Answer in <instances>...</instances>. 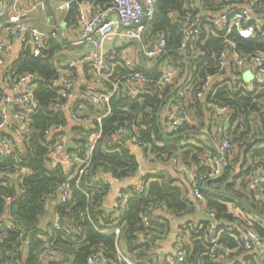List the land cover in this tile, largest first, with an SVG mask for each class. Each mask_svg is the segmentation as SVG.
I'll list each match as a JSON object with an SVG mask.
<instances>
[{
	"label": "trees",
	"instance_id": "trees-1",
	"mask_svg": "<svg viewBox=\"0 0 264 264\" xmlns=\"http://www.w3.org/2000/svg\"><path fill=\"white\" fill-rule=\"evenodd\" d=\"M197 1L199 7L191 6L190 0L155 1L153 19L140 41L141 45L152 47L163 38L166 42L165 52H180L185 15L191 13L200 16L201 11L210 13V17L200 18L199 40L195 45L186 47V55L169 54L160 63L159 66H162L167 62L172 68V83L161 90L145 88L134 98L123 95L120 84V89L111 95L103 110H96L88 101L78 98L73 107L75 111L70 108V112L86 117L108 113L100 123L94 122L91 127L70 125L63 111L53 109L54 103H64V99L58 95L59 89L52 87L57 76L58 58L68 50L62 39L51 36L38 57H34L29 47L24 46L18 59L3 71L2 84L8 87L17 84L26 75L36 77L31 85L38 108L30 117V131L23 136L14 156L0 157V264H87V259L96 253H101L112 264H127L118 258L119 243L125 245L132 264H165L164 260L160 261V257L149 250L152 246L150 237L166 240L175 229L171 219H184L196 211L192 202L186 199L189 183L176 178L174 175L178 174L168 164L175 161L186 169L199 168L203 155L212 151L211 130L218 116L204 107L197 93L207 76L214 79L224 75L225 70L219 72V61L228 48L245 60L256 54L264 55V23L259 26L261 32L256 31L249 39L239 38L234 33L227 35L209 24L213 16L220 12H231L244 4L249 6L250 0ZM253 1H256L254 10L261 14L259 8L264 5V0ZM89 2L92 12L113 4V0ZM70 23L75 25V18ZM249 23L256 26L252 20ZM204 24L215 32L214 35L203 32ZM119 56L117 53L115 59L111 56L108 58L113 69L110 77L112 81L127 74ZM136 65L146 78L158 80L162 75L159 66L147 72L138 61ZM70 71L75 74L74 69ZM106 89L109 93L111 86L106 84ZM186 92L192 97L187 105L184 104ZM2 97L4 93L0 90V100ZM176 98L182 100L183 109L189 114L191 122L176 131H168L161 120L170 99ZM204 99L228 107L227 129H223L221 139L227 137L231 145L236 147L237 154L239 151L251 153L253 160L250 165L244 163L234 169H225L219 179L200 183L206 209L218 221L231 224L237 221L242 224L229 210L230 202L232 205L237 204L235 207L243 213L264 219V201L247 205L245 199L249 197L243 191L246 184L244 179L249 180L257 167H264V148L260 147L264 143V90L250 93L237 78L220 84L213 82L205 92ZM220 118L225 120L224 116ZM60 127L65 128L66 132H58ZM119 128L128 129L136 139L149 146L152 162L167 164L169 168L164 170L165 173L143 177L142 192H136L134 184L129 185L127 189L131 194L126 207L116 214L115 209L113 213H106L103 207L109 195V185L105 180L114 179L125 183L138 174L141 166L130 145L121 140L112 142ZM98 130L101 136L93 147L89 165L82 176L72 178V175H66L63 166L50 164V155L63 134L75 145V150L70 151V154L84 160L88 153L89 138ZM204 134L207 137L202 140ZM3 135L0 132V136ZM237 154L236 165L240 156L238 154L237 159ZM20 169H24L25 173H19ZM239 180L242 182L239 184L242 192L236 189ZM63 183H67L70 188V196L65 203L54 197L55 190ZM120 189L123 190V187ZM239 203L243 205L240 207ZM148 207H153L155 214L147 213ZM158 209L162 213L159 217L156 214ZM145 215L149 217L147 227L142 221ZM58 220L66 225L58 226ZM209 227L210 224L201 222L195 226L186 224L185 229L180 228L182 234L189 230L188 234L195 246L193 251H189V246L181 239L179 243L185 249L182 264H195L202 252L206 255L202 258L204 264H212L207 256ZM116 228L119 229L118 235L112 232ZM251 228L264 236V230L256 223H252ZM224 229L215 227L216 236L222 230L218 245L229 250H241L235 239L238 233ZM236 229L233 226V230ZM140 236L144 237L143 241L139 240ZM46 248L55 253V257L40 260L39 255Z\"/></svg>",
	"mask_w": 264,
	"mask_h": 264
},
{
	"label": "built area",
	"instance_id": "built-area-1",
	"mask_svg": "<svg viewBox=\"0 0 264 264\" xmlns=\"http://www.w3.org/2000/svg\"><path fill=\"white\" fill-rule=\"evenodd\" d=\"M157 0H113V4L105 9L97 10L86 17L85 15L76 12L75 15V27L78 31V39L81 43L89 45L93 48V51L87 53L80 61L75 64H83L89 69L86 83L81 88V96L83 99L92 104L96 109L103 110L107 107L111 95L120 89V84L123 87L122 94L130 98H134L137 94L142 92L145 88H153L155 90H161L167 85L172 83V75L168 72V69L159 66L162 75L158 80H152L146 78L144 74L138 70L136 60L128 53H121L119 56L123 63L124 69L127 74L115 81H112L110 77L113 75V69L108 63L109 56L102 51V46L109 37L119 34L121 38L129 41H141L143 33L146 27L152 21L154 16V3ZM256 1L250 0V5L253 6ZM69 8L67 2L62 3L56 9V11H66ZM45 5L40 2L37 5L32 6L27 10L16 11L8 19L10 23L20 22L29 18L31 13L36 11H44ZM251 9L248 6L239 7L231 12L221 13L218 17L209 20V24L214 26L218 31H223L227 35L236 34L239 38L249 39L252 38L256 31L261 32L259 26H253L250 22ZM4 14V4L0 0V20ZM199 16H194L191 13L185 15L184 18V32L180 44V54L186 55V47L189 45H195L200 37L201 21ZM121 28L120 32L117 30ZM10 39L17 38L21 45V49L24 46H28L34 57L40 55V50L43 48L47 40L54 36V33L49 34L39 30L38 28L28 26H12L10 31ZM233 45V44H231ZM166 42L163 38L157 40V42L148 49L145 50L144 55L149 60L160 57L165 53ZM10 48L9 42L0 41V67H2L8 49ZM232 56L236 60V65L242 67L245 63V59L241 58L236 51L232 52ZM258 78L250 80L246 87V90L250 93H256L258 90H264V55H257L252 58ZM225 55L224 53L220 57L219 72L225 67ZM73 64H70V67ZM90 74L92 79L89 80ZM94 75V78H93ZM212 76H207L201 85L197 98L203 103L204 107L212 111L218 117H225L227 123L228 107L221 106L212 101L206 102L204 99L205 92L209 90ZM36 81L34 75H26L20 79L17 85L21 83H31ZM77 77L73 74L58 72L57 76L52 82V87L58 90V95L64 99V103H54L53 109L55 110H69L68 102L72 100L74 96V89L77 84ZM106 84L111 86V90L108 92ZM134 86L135 89L130 90L129 87ZM12 107V108H10ZM38 108V103L34 98L33 90L31 86L26 87L15 99L8 97L0 100V132L4 135L0 136V157L14 156L16 143L13 141L11 135H19L20 130L18 124L22 125L25 129L24 135H27L30 131V117ZM108 113H104L99 116L86 117L81 116L76 112H71L70 117L74 124L91 127L94 122L100 123L101 119L107 116ZM189 114L183 109V102L181 99H170L169 106L164 111L162 123L166 126L168 131H176L183 127L185 124L190 123ZM58 132H66L65 128H59ZM49 134V133H48ZM22 135V138L23 136ZM123 135H128L129 139L126 143L132 148L137 149L146 162H152L153 157L149 153V146L136 139L135 135L128 129L119 128L113 136V143L117 140H121ZM101 131L94 132L89 138V148L87 157L84 160H80L75 155L64 152V144L69 139L63 134L54 146V150L50 155L51 165L63 166L66 171V175H72L79 178L82 176L89 165V156L95 146L96 141L100 138ZM206 138V137H205ZM212 151L206 152L202 159L199 168L181 169V172L187 174L188 177V193L187 200L201 202L204 200L200 189V183L207 180H213L220 177L225 169H232L234 163L232 160V149L230 141L227 137H224L213 148ZM145 152V154L143 153ZM21 174L25 173L24 169H20ZM109 185V194L113 189V185L120 183L118 180L107 179L105 181ZM264 191V167L259 166L255 169L250 176L249 189ZM69 185L67 183L61 184L54 192V197L61 203L68 201L70 196ZM144 190L143 184L136 186V192H142ZM130 190L118 191L114 197V209L116 214L121 213L126 207L127 201L130 197ZM147 213H154L153 207L146 209ZM157 212V211H156ZM214 217L213 214H210ZM142 221L145 227L149 225V217L143 216ZM214 230L211 226V230L207 236V243L209 245L207 256L212 260H216V251L219 247L217 236L214 235ZM101 233V231H99ZM118 235L119 229L116 228L112 231ZM241 248L247 253H258L264 251V240L254 230H243L237 238ZM185 249L181 243H178L176 248L166 256L165 264H182L184 261ZM55 257V253L49 251L46 248L39 255L40 260L49 259ZM119 258V257H118ZM87 264H112L110 260L104 257L101 253L91 255L87 259ZM128 264V263H127Z\"/></svg>",
	"mask_w": 264,
	"mask_h": 264
},
{
	"label": "crops",
	"instance_id": "crops-1",
	"mask_svg": "<svg viewBox=\"0 0 264 264\" xmlns=\"http://www.w3.org/2000/svg\"><path fill=\"white\" fill-rule=\"evenodd\" d=\"M75 1H76L77 11L79 13L85 15L86 17L90 16V14L97 11V10H95L92 12L93 8L90 5L89 0H81V1L75 0ZM139 1L142 2L143 0H139ZM190 1L192 4L191 6H197V7L200 6L199 4H197L198 3L197 0H190ZM1 2L4 4V9H5L8 0H1ZM40 2H42L44 4V0H12L11 6H10L9 11H8L7 18H9L11 15H13L16 11L30 9L32 6L37 5ZM62 3H65V2L59 1V0H54V3H53L54 16L56 14L59 16L58 20H57V17H55L56 24L59 28L62 29V34H61L62 37L59 38L56 33H54V37L56 36V37H58V39H60V40L62 39L63 41H65L67 46H68V50L64 51L62 53V55L58 58L59 64L57 65V71L73 74V72H71L70 69H74V71H75L74 76L77 77L78 82H77L75 89H74V96H73L72 100H70L68 102L69 110L68 109L62 110L67 117L68 123L70 125H74V123L70 117V113H71L70 108H71V111H75V110H73V107L76 106L77 99L78 98L83 99L81 96V88L86 83L87 77L89 76V74L86 72V70H88L87 66H85L83 64H75V63L80 61L87 53L92 52L93 48L91 46L83 44L79 41L78 31H77V28L75 27V25H72V23H69L68 24L69 26L64 25V18H65L67 10L62 11V12L56 11L57 7L59 5H61ZM244 5L247 6L246 4H244ZM245 6H243V7H245ZM234 7H237V6H234ZM248 7H250V9H251L250 21L252 20L256 26H262L264 23V5H262V7L259 8L261 11V14L256 13V10H254L253 6L249 5ZM238 8H235V9H238ZM223 13H225V12H223ZM220 14H221V12L217 16L215 15L212 18H216ZM202 16H203V18H204V16L210 17V13L206 12V11H203V12L201 11L199 17L202 19ZM28 19H36V20L40 21L41 23L46 22L47 18H46L45 9H44V11H36V12L31 13V15L29 16ZM30 25L38 28L39 30H42L44 32H48L49 34H52L51 32L46 31L45 29L39 27L38 25H35V24H30ZM23 26H28V25L25 24ZM11 29H12V26L3 25L0 22V41L10 43V48L8 49L5 61L2 65V67H0V90L4 93V97H2L1 99L6 98V97H8L10 99L17 98L19 96V94L23 91L24 88L29 87V86H31V88H32L31 84L34 82L33 81L29 84L21 83L20 85L15 84L12 87H8L7 84H2L3 71L11 63L16 61L22 52L21 45H20L19 41L17 40V38L10 39L11 38V36H10ZM203 32H206L207 35H214V33H215L206 24H204V26H203ZM117 33H118V30H117ZM116 37H117V40L115 43ZM129 42H130L129 40L123 39V38H121V36L119 34H116L114 36L109 37L108 40H106L104 42V44L102 46V51H104V53L107 54L109 57L111 56L112 59H115L114 56L117 53H119L121 55V53L126 52V53L130 54L132 58H134L136 61L139 62L138 49L135 45H130L126 48H123L124 45H126ZM141 46L143 49V53L145 52L146 49L149 48L148 45H145V46L141 45ZM233 51L234 50L232 48H228L224 52L225 60H226L225 67L222 70V71L225 70L224 75L220 76L219 78H214L211 81L210 86L212 85L213 82L220 84L223 81L232 80V79L234 80L237 78H240L241 83L244 84V86H246L250 80L258 78V75L256 73L252 58L246 59L244 65L242 67H238L236 65L235 58L232 56ZM257 55H262V54H256L255 56H257ZM61 59H63V60H61ZM157 59L158 58L148 60V61H146V64L148 65V67H150L155 63V61ZM68 62H69V64H67ZM71 63L73 64V66L70 67ZM161 67L168 69V67H170V66L166 62ZM171 71H172V68H171ZM171 71L170 72L168 71V72L172 75ZM246 75L248 77L247 81L244 80V77ZM172 77H173V75H172ZM184 82H185V80H184ZM135 88L136 87H134V86L129 87L130 90L135 89ZM191 100H192V97H190L189 92H186L184 104L185 105L189 104V102ZM10 108H12V107H10ZM96 110H98V109H96ZM163 114H164V112H163ZM96 116H99V115H96ZM17 126L20 130V134L19 135L14 134V136L13 135H11V136L13 138V141L19 147L20 141L22 140V135H24V133H25V129L22 127V125L18 124ZM223 129H227V123H226V121L222 120V118L218 117L216 119V121L214 120V124H213L212 130H211L212 143L210 145H212L213 148L220 142L221 137H222L221 133L223 132ZM201 139L205 140V134L203 136H201ZM260 147L264 148V143ZM132 150L135 153L137 160L141 165L140 171L132 180H129L125 183H123V182L116 183L113 185L112 191L110 192L109 195H107L105 202L103 203V207H104L106 213H113V211H114V197L118 191H122L120 189L121 187H123V190H126L127 187H129V185L134 184V186H137V185L142 183L141 180L146 175H153V174L156 175L159 173H165L164 170L169 168L168 166H166L167 164L164 165V164L158 163V162H146V160H144V158H143V155L137 149L133 148ZM236 154H237L236 147L233 146L232 153H231L232 160L234 163L233 169L236 168V166H238V165L240 166L244 163L250 165L251 162L253 161L251 159V153H246L245 151H243V152L239 151L238 154L240 156H239V160H237V165H236V160H235ZM238 154H237V159H238ZM254 162H256V161H254ZM168 165L171 167V169L173 168L176 171V173L178 174V176H177V175H174L173 173H171L172 175H174L176 178H178L182 181L186 180L188 182L187 174H185L184 172H181V169L187 170L184 165L179 164L175 161L172 162L171 164H168ZM244 180H246V184H245V188L243 189V191L249 197V199H245L246 204L250 205L252 203L256 204L259 201H264V191L262 189H259V191L249 189L250 179L247 180L245 178ZM105 181H107V179ZM240 183L242 184V182L239 180L237 182L236 189L238 191L242 192V187L239 185ZM186 192L188 193V186L186 187ZM191 202L195 206V209H196V211L193 213L192 216L185 217L184 219L183 218L177 219V221L171 219L172 225L175 227L174 232L171 233V234H174V237H172L173 239L170 238L171 234L169 235V237L166 240H155V242H152L151 241L152 237H150L149 241L151 242L150 244H152V246H150L149 250H152V253L154 255H158L160 257V261L164 260V263H165L166 256L169 255L176 248L177 244L181 241L182 238L185 241L186 245L189 246V251H193L195 248V246L193 245L194 241L191 239V237L188 234L189 230L182 234L180 231V228L182 227V229H185L186 224H191L192 226L197 225L198 222L195 219V215H196L197 211H202L203 213H205L207 215L213 214L211 211L206 209V203L204 200L201 202H197V201H191ZM239 204H240V207H241V205H243L242 203H239ZM236 205H232L230 202H228L229 210L231 211V213L234 214V216L237 219L241 220L243 225L237 221H235L234 223L231 224L230 222H227V221H223V220L218 221L215 219L216 220V225H215L216 228L223 229L225 227L224 230L228 231L230 233L236 231L238 233L237 236L235 237L236 240L243 230H248V229L253 230L251 228L252 223H256L262 230H264V219L258 218V216L255 217L251 213H249V215H247V214L243 213L240 210V208L235 207ZM156 214L158 217H159V215H162V213L160 212V209L157 210ZM114 215H115V213H114ZM240 224H241V226H239ZM233 226L237 229L233 230ZM191 228H193V227H191ZM210 230H211V225L209 227L208 232H210ZM221 232H222V230L217 232V237H216L217 239H218L219 235L221 234ZM261 237L264 240V236H261ZM152 239H154V238H152ZM139 240L143 241L144 237L140 236ZM206 241H207V237H206ZM240 248H241V246H240ZM263 253H264V251L258 252L256 254L255 253H247L242 248H241V250H238L237 248L229 250L223 246H219L217 249V253H216V260L211 261V262H212V264H251V263L264 264V254ZM117 255H118L120 260H123L124 262H126L128 264H132L130 262V260H131L130 254L127 252V249L123 243H119L117 245ZM204 256H206L205 252L200 253L199 256H197V261L195 262V264H204V261L202 259Z\"/></svg>",
	"mask_w": 264,
	"mask_h": 264
},
{
	"label": "water",
	"instance_id": "water-1",
	"mask_svg": "<svg viewBox=\"0 0 264 264\" xmlns=\"http://www.w3.org/2000/svg\"><path fill=\"white\" fill-rule=\"evenodd\" d=\"M59 1H64L67 2L69 4V8L66 11V15L64 18V25L67 26L72 19H74L76 12H77V8H76V1L75 0H59ZM12 0H8L6 7L4 9V14L0 20V22L3 25H7V26H22V25H30V24H35L38 25L39 27L45 29L46 31H49L51 33H56L58 35L59 38H61V34H62V29L59 28L56 24L55 21V16H54V10H53V3L54 0H44V5H45V13H46V18L47 21L44 23H41L40 21L36 20V19H26V20H22L20 22H16V23H10L8 22L7 19V15H8V11L9 8L11 6ZM121 28L118 29V33L120 32ZM117 37L115 38V43H116ZM130 45H135L138 49V57H139V64L141 66V68L147 72L152 71L154 68H156L158 65H160V63L162 62V60L169 54H180L179 51H169V52H165L163 53L160 57H158V59L155 61V63L148 67V65L146 64V61H148L149 59L145 57L144 53H143V49L141 46V43L139 41H130L129 43H127L126 45H124L123 48H126ZM63 60V59H61ZM69 64V62L67 63ZM168 71H171V67H168ZM248 77H244V80L247 81ZM129 137L128 135H123L121 137V142L122 143H126L128 141ZM75 150V145L71 140H68L65 142L64 144V152L65 153H69L70 151ZM223 176V174L218 177L217 179L221 178ZM204 187V185H202ZM259 191V188H258ZM195 219L197 220L198 223H208L210 224L213 228H215L216 225V220L214 217L207 215L205 213H203L202 211H197L196 215H195ZM57 225L58 226H65L66 223L62 222L61 220L57 221ZM174 237V234L170 235V238ZM173 239V238H172ZM152 242H155V239L151 238ZM264 254V253H263ZM262 254V255H263ZM259 260V259H258Z\"/></svg>",
	"mask_w": 264,
	"mask_h": 264
},
{
	"label": "rangeland",
	"instance_id": "rangeland-1",
	"mask_svg": "<svg viewBox=\"0 0 264 264\" xmlns=\"http://www.w3.org/2000/svg\"><path fill=\"white\" fill-rule=\"evenodd\" d=\"M55 17H57V20L59 19V16L57 14L55 15ZM246 77H247V75H246Z\"/></svg>",
	"mask_w": 264,
	"mask_h": 264
}]
</instances>
